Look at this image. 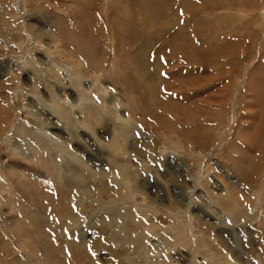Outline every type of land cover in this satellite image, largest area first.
<instances>
[{"label":"rangeland","instance_id":"374dc122","mask_svg":"<svg viewBox=\"0 0 264 264\" xmlns=\"http://www.w3.org/2000/svg\"><path fill=\"white\" fill-rule=\"evenodd\" d=\"M154 259L264 264V0H0V264Z\"/></svg>","mask_w":264,"mask_h":264},{"label":"bare ground","instance_id":"6f19581e","mask_svg":"<svg viewBox=\"0 0 264 264\" xmlns=\"http://www.w3.org/2000/svg\"><path fill=\"white\" fill-rule=\"evenodd\" d=\"M30 62V60L28 59V61H27V63H29ZM93 67V66H92ZM97 68V67H96ZM173 74V73H172ZM171 75V74H170ZM149 76V77H148ZM148 76H147V78H151L152 76H153V74L152 75H149L148 74ZM175 76V75H174ZM95 82L97 83V87L100 89V90H102V88H101V86L99 85V80L97 79V80H95ZM155 83V82H154ZM153 84V83H152ZM150 87V86H149ZM102 91H104V90H102ZM83 98H85V97H82L81 99H79V101H82L83 100ZM162 100V99H161ZM42 100H40V102H41ZM89 100H87V102H88ZM43 102V101H42ZM63 102L64 103H66V104H69L71 107H77V108H79L80 110H82V108L79 106L78 107V105H77V102H76V104H72L69 100H63ZM91 102V101H90ZM54 103L56 104V105H59V100L57 99V98H55V100H54ZM63 104V103H62ZM42 106H44V107H47V105H45L44 103H43V105ZM104 105H102V107H103ZM59 109H60V111H61V107H58ZM103 110H104V112L105 113H109L108 112V110H107V108L106 107H103ZM52 111H53V109H52ZM170 111V110H169ZM81 112V111H80ZM128 112V118H126V121L128 122V121H130V120H132V116H133V112H131V110H129V111H127ZM110 114H112V113H110ZM177 115V114H176ZM64 116H66V118L68 117L67 115H64ZM62 117V116H61ZM65 118V119H66ZM120 119H121V116H120ZM165 119V118H164ZM170 119V118H169ZM163 120V127H165L167 130H170V132L172 131V125H173V123H172V121H170V120ZM159 120H161V119H159ZM173 120V119H172ZM175 122V121H174ZM178 122V121H177ZM129 124H130V122H129ZM128 123H127V125H129ZM85 126V125H84ZM82 128H84V127H82ZM125 128H127V127H125ZM87 131H89V130H87ZM115 131H113V133H114ZM58 148H61V147H58ZM118 150H119V147H116V148H112V151L114 152V153H117L118 152ZM5 167V166H4ZM8 167V166H7ZM70 168V166L68 165V163H67V167L65 166V169H69ZM6 169V168H5ZM23 169H26L25 170V172L26 173H29V174H31V175H33V176H35L36 178H40V176H41V174H40V172L39 171H37V170H30V169H28V168H26V167H24ZM7 170H10L11 172H14V170H15V167H9V168H7ZM123 171H125L126 172V168H124L123 169ZM89 174L91 175V172L89 171ZM93 175H94V178H95V173H92ZM58 176H59V182H61L62 181V179L63 178H61L62 176H61V174H58ZM97 177L95 178V180H97L98 179V175H96ZM127 178V181H128V183H127V189L129 188V185L131 184V181H130V177L128 176V177H126ZM128 191V190H127ZM98 197V196H97ZM155 259L154 260H152V262L151 261H149V264H153V263H155Z\"/></svg>","mask_w":264,"mask_h":264}]
</instances>
